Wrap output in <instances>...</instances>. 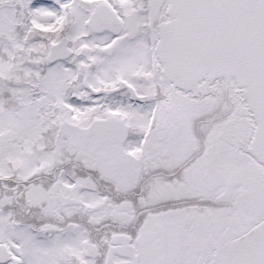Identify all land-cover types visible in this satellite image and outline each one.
I'll list each match as a JSON object with an SVG mask.
<instances>
[{
    "label": "snow or ice",
    "instance_id": "6c2138e0",
    "mask_svg": "<svg viewBox=\"0 0 264 264\" xmlns=\"http://www.w3.org/2000/svg\"><path fill=\"white\" fill-rule=\"evenodd\" d=\"M0 264H264V0H0Z\"/></svg>",
    "mask_w": 264,
    "mask_h": 264
}]
</instances>
